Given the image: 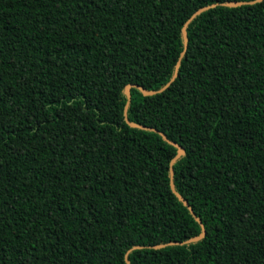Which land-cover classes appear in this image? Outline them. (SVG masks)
Here are the masks:
<instances>
[{
  "label": "trees",
  "instance_id": "1",
  "mask_svg": "<svg viewBox=\"0 0 264 264\" xmlns=\"http://www.w3.org/2000/svg\"><path fill=\"white\" fill-rule=\"evenodd\" d=\"M256 1L0 0V264H264Z\"/></svg>",
  "mask_w": 264,
  "mask_h": 264
},
{
  "label": "water",
  "instance_id": "2",
  "mask_svg": "<svg viewBox=\"0 0 264 264\" xmlns=\"http://www.w3.org/2000/svg\"><path fill=\"white\" fill-rule=\"evenodd\" d=\"M260 1H262V0H257L256 2H260ZM227 6H229V7H237V6H239V3H237V2H231V3H229V4H227ZM183 34H184V37H185V47L187 48V41H186V32H185V30L183 31ZM186 48H185V50H184V52H183V55L185 54V52H186ZM179 64H180V62L178 63V65H177V68H176V72H175V74H174V77H173V79L171 80V82L177 77V70H178V68H179ZM170 82V83H171ZM169 83V84H170ZM132 88V85H129V86H127L126 87V95H127V97H128V99L130 100V89ZM143 94L145 95V96H150V95H153L154 94V92H149V91H143ZM128 106H129V103H127V106H126V109H125V116L127 117V109H128ZM127 120V123L129 124V125H131V126H133V127H140V126H138V125H135V124H131L129 121H128V119H126ZM141 128H143V127H141ZM175 145V144H174ZM177 148H178V156L175 158V160L177 159V158H179V157H181V156H183L184 154H185V151H184V149H183V147H181V146H178V145H175ZM174 160V161H175ZM173 161V162H174ZM172 162V163H173ZM172 188H173V190H174V184H173V182H172ZM185 204H186V206L189 208V210L192 212V214H193V211H192V209L189 207V205H188V203L187 202H185ZM205 235H206V231H205V228H204V226L202 225V234L200 235V237L197 239V240H200V239H202V238H204L205 237ZM164 246L163 245H158V246H156L155 248H159V249H161V248H163Z\"/></svg>",
  "mask_w": 264,
  "mask_h": 264
}]
</instances>
